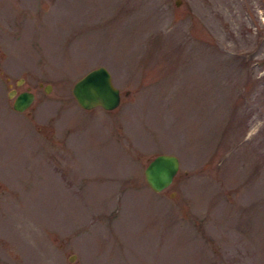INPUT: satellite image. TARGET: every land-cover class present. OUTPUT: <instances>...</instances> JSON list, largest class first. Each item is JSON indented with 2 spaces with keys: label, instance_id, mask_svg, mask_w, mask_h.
Returning <instances> with one entry per match:
<instances>
[{
  "label": "rangeland",
  "instance_id": "1",
  "mask_svg": "<svg viewBox=\"0 0 264 264\" xmlns=\"http://www.w3.org/2000/svg\"><path fill=\"white\" fill-rule=\"evenodd\" d=\"M175 1L0 0V264H264V0Z\"/></svg>",
  "mask_w": 264,
  "mask_h": 264
},
{
  "label": "water",
  "instance_id": "2",
  "mask_svg": "<svg viewBox=\"0 0 264 264\" xmlns=\"http://www.w3.org/2000/svg\"><path fill=\"white\" fill-rule=\"evenodd\" d=\"M178 2L179 0L175 1L176 4ZM50 87L51 85L47 83L44 90L48 91ZM71 91L77 104L85 109L100 106L110 110L117 107L121 100V91L114 84L110 71L104 65L93 67L77 78L72 84ZM13 95L12 108L17 111L25 110L34 99V93L29 89L16 92L11 88L8 96ZM179 166L180 161L176 154L158 153L144 167V178L152 190L160 191L172 182Z\"/></svg>",
  "mask_w": 264,
  "mask_h": 264
}]
</instances>
